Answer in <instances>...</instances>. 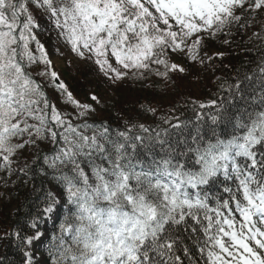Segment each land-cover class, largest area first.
I'll list each match as a JSON object with an SVG mask.
<instances>
[{"label": "snow or ice", "instance_id": "snow-or-ice-1", "mask_svg": "<svg viewBox=\"0 0 264 264\" xmlns=\"http://www.w3.org/2000/svg\"><path fill=\"white\" fill-rule=\"evenodd\" d=\"M41 32L117 90L199 81L234 47L259 58L192 117L149 105L153 123L121 127L89 120L100 96L76 98ZM29 173L53 187L0 235L22 264H264V0H0V199Z\"/></svg>", "mask_w": 264, "mask_h": 264}, {"label": "trees", "instance_id": "trees-1", "mask_svg": "<svg viewBox=\"0 0 264 264\" xmlns=\"http://www.w3.org/2000/svg\"><path fill=\"white\" fill-rule=\"evenodd\" d=\"M38 38L46 45L51 58H56L58 55L55 52V35L53 34L50 38L47 33L41 32L38 33ZM247 47L250 49L248 52L243 51V48L234 47L232 55L224 60L226 67L215 75L204 74L199 81L191 78L178 81V88H169L167 91L162 87L142 89L139 85L131 87L125 85L117 90L107 83H102L95 75H83L80 66L74 62L71 65L68 63L66 66L59 67L57 71L61 73V78L68 84L77 99L85 101L91 91H96L100 96L101 106H98L97 111L89 117L90 121L108 120L113 126L120 124L123 127L122 121L130 117L133 121L153 123V118L141 111L142 107L149 105L159 108L161 113H167L170 108L176 106V115L181 116L182 119L192 117L191 101L206 102L211 99L217 91L216 76L227 79L229 75L234 77L237 70L244 73L250 66L255 67L252 61L259 58V53L251 45ZM47 91L61 110L71 111L69 106L60 103L53 89L49 88ZM42 147L47 150L48 146L42 145ZM23 179L28 181L27 184L19 183L16 186H10L11 199H0V235L4 231L22 226L25 223L24 216L27 211H36V206L40 202L36 200L38 193L32 192L33 185L37 190L41 187L45 189L53 187L48 178L40 175L29 173ZM3 192L5 189L0 187V193ZM22 261V246L18 242L9 239L0 240V264H22Z\"/></svg>", "mask_w": 264, "mask_h": 264}, {"label": "rangeland", "instance_id": "rangeland-1", "mask_svg": "<svg viewBox=\"0 0 264 264\" xmlns=\"http://www.w3.org/2000/svg\"><path fill=\"white\" fill-rule=\"evenodd\" d=\"M54 62L57 67L66 66L68 64V60L65 57L59 55L54 59Z\"/></svg>", "mask_w": 264, "mask_h": 264}]
</instances>
